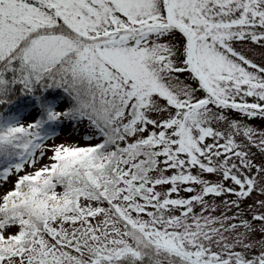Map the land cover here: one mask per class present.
<instances>
[{
  "label": "snow or ice",
  "instance_id": "6c2138e0",
  "mask_svg": "<svg viewBox=\"0 0 264 264\" xmlns=\"http://www.w3.org/2000/svg\"><path fill=\"white\" fill-rule=\"evenodd\" d=\"M0 264H264V0H0Z\"/></svg>",
  "mask_w": 264,
  "mask_h": 264
},
{
  "label": "rangeland",
  "instance_id": "374dc122",
  "mask_svg": "<svg viewBox=\"0 0 264 264\" xmlns=\"http://www.w3.org/2000/svg\"><path fill=\"white\" fill-rule=\"evenodd\" d=\"M259 123V121L257 122ZM83 134H84V130L82 129L79 133H75L73 136H72V141L73 142H78L80 144H87V143H90V141H87L85 139H83ZM65 135L67 136V132L65 133ZM59 142V141H57ZM92 143L96 142V141H91ZM48 143H51V142H48ZM48 155H51V153H49ZM12 180L14 181L15 180V177H12ZM12 186L11 182H9L8 184H5L4 185V190H7V189H10Z\"/></svg>",
  "mask_w": 264,
  "mask_h": 264
}]
</instances>
